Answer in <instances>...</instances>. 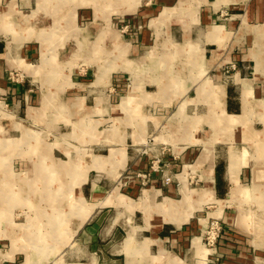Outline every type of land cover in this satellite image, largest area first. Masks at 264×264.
I'll return each mask as SVG.
<instances>
[{
    "label": "crops",
    "instance_id": "1",
    "mask_svg": "<svg viewBox=\"0 0 264 264\" xmlns=\"http://www.w3.org/2000/svg\"><path fill=\"white\" fill-rule=\"evenodd\" d=\"M117 1L0 0V131L48 142L87 206L77 264H221L213 218L264 264V0ZM156 157L172 182L126 179Z\"/></svg>",
    "mask_w": 264,
    "mask_h": 264
},
{
    "label": "rangeland",
    "instance_id": "2",
    "mask_svg": "<svg viewBox=\"0 0 264 264\" xmlns=\"http://www.w3.org/2000/svg\"><path fill=\"white\" fill-rule=\"evenodd\" d=\"M114 2L118 1L112 0V5ZM112 20H120L117 12H113ZM52 66L53 71L60 69L58 63ZM231 74V70H227L226 75ZM24 133L26 138H30L29 132ZM26 138L16 135L11 129L0 131V259H10L11 264H77L92 261L89 255L95 248L94 242L89 235L78 231L80 211L88 210L87 206L81 198L76 200V192L64 189L69 180L60 167L46 157L47 140L45 144L36 145ZM159 159L154 158L151 165ZM155 169L127 173L125 177L129 181L139 179L143 189L150 185L151 178L156 175L163 176L169 183L174 173H180L169 168L167 177V171L163 174L164 170H161V161ZM119 190L128 196L124 188ZM206 210L211 211L212 208ZM110 215H113V210L109 212ZM205 215L204 212L202 219ZM168 217H165L166 220L174 221ZM202 230L200 239L203 253L206 257L210 256L212 261L241 264L236 259L245 258L244 255L249 252L247 248L250 245L245 241L242 244L238 239L241 234L228 230L220 218L208 219L203 223Z\"/></svg>",
    "mask_w": 264,
    "mask_h": 264
},
{
    "label": "built area",
    "instance_id": "3",
    "mask_svg": "<svg viewBox=\"0 0 264 264\" xmlns=\"http://www.w3.org/2000/svg\"><path fill=\"white\" fill-rule=\"evenodd\" d=\"M159 162H160V160H158L157 162H154V163L151 165V169H152V170H156L155 167H156V165H158ZM217 236H218V235H217ZM215 239H216V237L213 238V240H215Z\"/></svg>",
    "mask_w": 264,
    "mask_h": 264
},
{
    "label": "bare ground",
    "instance_id": "4",
    "mask_svg": "<svg viewBox=\"0 0 264 264\" xmlns=\"http://www.w3.org/2000/svg\"><path fill=\"white\" fill-rule=\"evenodd\" d=\"M210 153V152H209ZM44 174H46V171L44 172ZM47 175V174H46ZM208 176V175H207ZM213 178V177H212ZM208 181V180H207ZM212 186V185H211ZM214 190V189H213ZM1 192H3V193H6V192H4V191H1ZM9 192V191H8ZM214 197V196H213ZM170 204V203H169ZM169 208H172L171 207V204L168 206V204L165 206V209L166 210H169ZM195 246V245H194ZM127 253V252H126Z\"/></svg>",
    "mask_w": 264,
    "mask_h": 264
}]
</instances>
